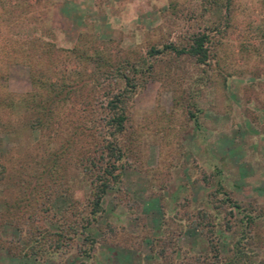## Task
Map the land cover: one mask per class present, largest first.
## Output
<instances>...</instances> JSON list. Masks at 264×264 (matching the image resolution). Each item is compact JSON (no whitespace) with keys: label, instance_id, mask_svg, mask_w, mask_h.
<instances>
[{"label":"rangeland","instance_id":"1","mask_svg":"<svg viewBox=\"0 0 264 264\" xmlns=\"http://www.w3.org/2000/svg\"><path fill=\"white\" fill-rule=\"evenodd\" d=\"M203 1L0 0L5 14L12 11L10 16L16 17V10L20 12L16 27L0 31V43L12 32L40 33L56 45V72L76 70L71 73L76 81L85 75L90 86L97 78L105 90L109 82L99 69L105 56L111 63L136 58L151 45L202 30L212 21L203 12ZM224 17L220 32H210L215 53L207 64L184 58L176 68L165 57L156 66V77L129 102L119 191L107 190L98 221L88 227L95 242L80 236L60 252L24 254L25 235L12 224L4 225L0 233L7 243L0 247V264H207L205 258L211 261L212 255L207 227L190 223L197 211L211 210V191L222 185L236 200L264 209V0H232ZM75 45L80 51L88 49L87 60L70 53ZM9 47L4 45L5 50ZM6 65L2 83L8 90L29 91L28 65ZM98 97H87L91 109L99 108ZM78 100L64 106L63 118L75 121ZM59 138L48 144L39 129L27 128L18 135L0 131V155L13 151L23 158L37 148L48 152L59 147ZM77 138L80 143L89 140ZM78 144L70 147L72 153ZM5 194L0 185V211ZM65 204V198L54 202L55 207ZM215 217L218 251L226 256L235 238L233 228L218 235L223 218ZM257 223L260 240L253 264L264 257V216ZM56 227L58 223L52 229ZM160 247L165 257L158 254Z\"/></svg>","mask_w":264,"mask_h":264},{"label":"trees","instance_id":"2","mask_svg":"<svg viewBox=\"0 0 264 264\" xmlns=\"http://www.w3.org/2000/svg\"><path fill=\"white\" fill-rule=\"evenodd\" d=\"M231 1L204 0L203 12L211 14L212 21L202 30L193 31L178 41L151 45L145 55L126 57L116 63H111L105 56L99 68L102 70L100 74L109 82L105 90L97 78L90 86L85 75L78 74L80 77L76 81L71 74H76V70L56 72L57 48L46 36L40 33L19 36L14 32L11 33L13 36L3 35L5 41L0 43V131L18 135L27 128L39 129L40 137L47 139L48 144L63 133L68 135L61 140L59 138V147L48 152L37 148L35 153L23 158L17 157L13 151L0 155V185L6 192L2 200L4 208L0 211V231L4 225L16 226V230L26 237L24 246L28 248L24 254L60 252L80 236L85 242H95L88 227L98 221L103 211L102 198L107 190L119 191L126 151L121 144V136L126 130L129 102L148 79L156 77V66L165 57L169 58L170 64L175 63L176 68L179 60L184 58L197 65L207 64L215 53V41L210 32H220L219 26L224 18H228L224 15L229 14ZM14 6L19 7L18 4ZM6 11V8L0 10V31L13 29L18 23L16 18H20L18 9L16 17L10 16L12 11L5 14ZM6 43L11 45L7 50L4 48ZM79 49L75 45L68 50L87 60L88 49ZM93 53L99 55L97 49ZM12 62L28 65L29 91L15 93L2 83L7 79L6 64ZM53 76L55 80H52ZM88 96L94 99L97 96L101 109H91ZM73 98H78L77 103L81 104L74 122L61 115L64 106ZM188 112L191 117L194 115ZM71 122L74 128L68 132ZM79 136H87L89 140L80 143ZM77 144L78 149L72 153L70 147ZM208 176L203 175L206 183L209 182ZM59 198H65L66 204L55 207L54 202ZM207 202L211 210L197 211L190 223L196 227H207L209 232L207 240L211 261L208 258L204 261H208L207 264H253L251 258L258 254L254 250L260 240L254 229L264 216V209L236 200L222 185L209 193ZM219 214L223 222L219 223L218 235L231 232L233 228L235 237L226 256H222L217 247L219 238L215 234L217 223L213 216L215 219ZM56 223L58 227L52 229ZM170 235L175 236L173 231ZM5 242L0 233L1 248ZM157 252L165 257L164 247ZM260 264H264V257Z\"/></svg>","mask_w":264,"mask_h":264}]
</instances>
